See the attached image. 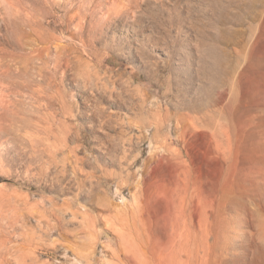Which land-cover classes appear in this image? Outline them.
Segmentation results:
<instances>
[{
    "label": "rangeland",
    "instance_id": "obj_1",
    "mask_svg": "<svg viewBox=\"0 0 264 264\" xmlns=\"http://www.w3.org/2000/svg\"><path fill=\"white\" fill-rule=\"evenodd\" d=\"M102 1L0 77V264H264V0Z\"/></svg>",
    "mask_w": 264,
    "mask_h": 264
},
{
    "label": "bare ground",
    "instance_id": "obj_2",
    "mask_svg": "<svg viewBox=\"0 0 264 264\" xmlns=\"http://www.w3.org/2000/svg\"><path fill=\"white\" fill-rule=\"evenodd\" d=\"M102 2V0H81L82 6L76 12L79 28L83 27L88 16H93L94 6L96 4L97 6L98 4L102 5ZM57 4V0H0V14L2 13L4 15L2 19L6 20L4 25H0V77L5 78L8 76L10 63L21 64L22 70L30 63H37L39 66H42L46 62L48 55H50L49 53L52 48L55 50L53 54L54 61L60 63L62 60V56H60L62 52L60 54V50L62 48L57 42H53L54 45L52 46L47 45L49 42H52L54 36L51 31H45L43 26V19H45V26L48 29L51 26H53L52 28L56 27V23L60 17L57 16L53 9L58 6ZM47 18L50 19L47 20ZM26 47L30 49L29 51L26 49L28 52L25 51ZM208 54L211 58L210 64L214 66L217 61L216 51L210 47L208 48ZM221 98L222 96L219 97V99ZM210 101L211 98L208 95L204 101H189V103L184 101L182 104L184 108L197 113L201 112L203 105L209 104ZM203 114L207 113L204 112ZM169 117L170 115L167 111L161 118V125ZM175 118L179 136H182L188 119L195 126L196 124L194 123L199 120V116L185 114H179ZM181 123L182 127L180 126ZM199 226H201V223H199ZM190 236L196 239L194 242L196 249L199 246H203L202 249L205 250L209 246L207 238L200 236V239H198V230L194 229L193 232L188 230L186 232L187 240H190Z\"/></svg>",
    "mask_w": 264,
    "mask_h": 264
}]
</instances>
